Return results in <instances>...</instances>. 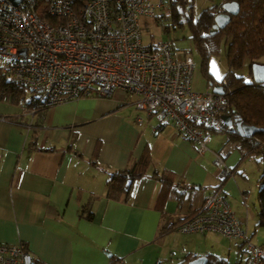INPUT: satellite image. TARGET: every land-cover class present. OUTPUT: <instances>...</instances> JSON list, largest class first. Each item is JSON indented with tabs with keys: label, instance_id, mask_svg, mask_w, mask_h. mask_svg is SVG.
Segmentation results:
<instances>
[{
	"label": "crops",
	"instance_id": "1",
	"mask_svg": "<svg viewBox=\"0 0 264 264\" xmlns=\"http://www.w3.org/2000/svg\"><path fill=\"white\" fill-rule=\"evenodd\" d=\"M0 101L7 104L0 111V245L21 244L40 264H186L197 257L228 264L222 241L230 239L174 229L219 183L213 160L224 135L211 134L208 151L198 154L122 90L33 114L11 96ZM248 158L235 146L223 158L234 174L222 192L241 224ZM132 166L142 176L109 197L111 174ZM239 245L227 248L237 255Z\"/></svg>",
	"mask_w": 264,
	"mask_h": 264
},
{
	"label": "built area",
	"instance_id": "2",
	"mask_svg": "<svg viewBox=\"0 0 264 264\" xmlns=\"http://www.w3.org/2000/svg\"><path fill=\"white\" fill-rule=\"evenodd\" d=\"M165 1L0 0V74L29 88L31 105L24 110L31 114L122 90L203 154L211 135L206 128L222 129L227 99L212 90L193 91L192 59L176 54L169 41L142 43L139 17H154ZM234 146L227 142L215 154L218 187L174 229L237 240L235 264H264V245L251 242L220 185L233 177L223 158ZM0 264L40 263L21 244H1Z\"/></svg>",
	"mask_w": 264,
	"mask_h": 264
},
{
	"label": "trees",
	"instance_id": "3",
	"mask_svg": "<svg viewBox=\"0 0 264 264\" xmlns=\"http://www.w3.org/2000/svg\"><path fill=\"white\" fill-rule=\"evenodd\" d=\"M191 2L192 0H166L163 7L166 9L165 14L154 15V20L158 23L161 17H167L173 29L187 25L190 30V39L201 60L203 76L211 87L223 89L227 99L226 115L230 116L232 127L224 124L220 130L206 128V132L224 135L225 143H236L244 154L252 157L255 163L261 166V174L258 178L261 188L258 193L260 212L257 226L264 227V84H255L253 81L246 84L244 77L235 74V71L242 67L245 58L253 62L257 58L264 57V0H223V3L236 2L238 12L236 15L229 16V22L224 28L216 30L212 29V25L214 17L223 12L222 4L212 5L194 17ZM223 40L227 42L225 53L227 70L221 81L217 82L208 72V61L212 56H219V46ZM249 75L252 76L250 68ZM28 92L31 91L26 86L0 74V99L11 96L17 102L23 101L24 107L28 108L31 105L30 101L24 100ZM236 123L253 126L257 130L249 136L239 135L234 128ZM141 176V173L135 171L133 166L124 171L112 173L107 195L117 198L127 190L132 180ZM158 177L163 182H170L163 175ZM224 181H221V186ZM217 187L218 185L213 189ZM225 263L217 258L207 259V264Z\"/></svg>",
	"mask_w": 264,
	"mask_h": 264
},
{
	"label": "rangeland",
	"instance_id": "4",
	"mask_svg": "<svg viewBox=\"0 0 264 264\" xmlns=\"http://www.w3.org/2000/svg\"><path fill=\"white\" fill-rule=\"evenodd\" d=\"M223 4V0H192V13L194 17L204 9L211 7L212 5ZM166 9L161 8L156 11V15L165 14ZM139 24L141 27V38L143 44H149L151 42H159V41H169L172 44L173 51L176 54H180L181 56L191 57L193 63V70L191 75V88L195 92L204 93L211 91L213 87H211L206 78L203 76L201 66H200V57L196 51V48L193 45V42L190 39V30L187 25H183L181 28H172L170 26V21L167 17H161L160 21L156 23L154 17L148 16H140ZM227 49V42L223 40L219 46V56H212L208 61V72L213 77V79L217 82H220L223 75L227 70L226 62H225V53ZM258 63L264 65V57L257 58L255 61L250 62L248 58L244 59L242 67L235 71L237 76L244 77V81L246 84L251 83L252 76L249 75V68L251 69L252 64ZM31 95L28 92L24 96V100L28 101ZM136 98V97H135ZM22 102V101H21ZM23 103V102H22ZM7 104L5 102L0 101V111L5 112ZM246 169L245 175L246 179L243 180L247 189L246 194V210H247V220L246 223H243V227L246 229L248 235L250 236V240L254 244H264V227L257 226L258 215L260 212V205L258 202V193L261 188L258 183L259 172L261 174V167L255 163L253 159H247L245 161ZM245 207L243 206L242 210ZM178 238H181L179 234ZM215 242V246H221L220 242L222 240H218L216 238L213 239ZM237 240H224L225 248L224 258L228 262V264H235L237 255L233 247L231 250L227 248V243H234ZM233 245V244H232ZM211 246L210 244L208 245ZM218 249V248H217Z\"/></svg>",
	"mask_w": 264,
	"mask_h": 264
},
{
	"label": "water",
	"instance_id": "5",
	"mask_svg": "<svg viewBox=\"0 0 264 264\" xmlns=\"http://www.w3.org/2000/svg\"><path fill=\"white\" fill-rule=\"evenodd\" d=\"M14 5H18L20 0H10ZM223 12L217 14L214 17V24L212 25V29H222L229 22L230 15H236L238 12V5L236 2H225L222 4ZM251 74L252 79L255 84H264V65L254 63L251 66ZM212 92L216 94H222L223 89L221 87L212 88ZM220 119L222 122L228 127H232V120L228 115H221ZM235 130L239 133V135L249 136L254 133L257 128L249 125H240L236 123L234 126ZM233 130V128H232ZM186 264H207L206 257H197Z\"/></svg>",
	"mask_w": 264,
	"mask_h": 264
}]
</instances>
